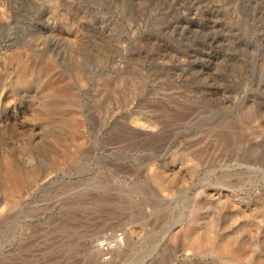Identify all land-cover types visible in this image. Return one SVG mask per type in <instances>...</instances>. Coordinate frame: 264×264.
Instances as JSON below:
<instances>
[{
	"label": "rangeland",
	"instance_id": "obj_1",
	"mask_svg": "<svg viewBox=\"0 0 264 264\" xmlns=\"http://www.w3.org/2000/svg\"><path fill=\"white\" fill-rule=\"evenodd\" d=\"M28 41L0 264H264V0H0V78Z\"/></svg>",
	"mask_w": 264,
	"mask_h": 264
},
{
	"label": "bare ground",
	"instance_id": "obj_2",
	"mask_svg": "<svg viewBox=\"0 0 264 264\" xmlns=\"http://www.w3.org/2000/svg\"><path fill=\"white\" fill-rule=\"evenodd\" d=\"M67 15V14H66ZM63 17H65V14L63 15ZM62 17V18H63ZM69 25H72L74 26L76 29H73L75 31H72V35L73 36H76L77 35V32H78V23L73 20V22H71ZM77 25V26H76ZM68 26V25H67ZM70 28V26H69ZM78 36V35H77ZM15 43L18 44V40L17 41H12V44ZM42 44V43H41ZM14 45V44H13ZM18 45H16L17 47ZM22 46L25 47V58H22V55H19L18 52L19 50L14 54V61H16V64L14 67L10 68L9 70L6 71V74L4 75V77L0 78V144L3 143L2 142V138H1V135H3V133L5 132H8L7 134H9V131L11 132L15 126L12 125L11 121L16 117L17 113H16V107L15 105L13 104L14 102V98L18 95V88L19 86L23 85V89H22V92H24V94H26V97L28 98L29 96L32 95V92L34 91V89L37 88V82H36V77L34 78L32 75V71L31 73L30 70L31 68L29 67L28 69V66L26 67V62L24 64V61L25 60H28L30 57H28V55H30L32 52H34L35 50V46L34 44L32 45L29 41L26 43V44H22ZM14 46V48H16ZM20 47V46H18ZM23 48V47H22ZM12 49V48H11ZM10 49V50H11ZM19 49V48H18ZM21 49V48H20ZM23 50V49H22ZM13 51V50H11ZM13 56V55H11ZM23 56V57H24ZM27 58V59H26ZM13 59V58H12ZM19 59V60H18ZM31 59V58H30ZM13 61V60H12ZM11 61V62H12ZM13 61V62H14ZM19 61V62H18ZM15 63V62H14ZM18 63V64H17ZM29 70V72H28ZM4 87H6V89H4ZM44 88V87H43ZM48 88V87H47ZM50 88V86H49ZM54 88V87H53ZM45 90L46 87L44 88ZM59 89V88H58ZM21 91V90H20ZM60 91V90H59ZM41 92V91H40ZM58 92V91H56ZM23 94V95H24ZM61 95V94H59ZM25 97V96H24ZM5 98V101H3ZM30 102V101H28ZM34 102V101H33ZM12 103V104H11ZM31 103V102H30ZM43 103V102H42ZM27 104V103H26ZM33 105V104H32ZM30 106V105H29ZM34 108V107H32ZM48 108V107H47ZM29 109V108H28ZM54 110V109H53ZM55 111V110H54ZM30 112V110H29ZM50 113V112H49ZM48 113V114H49ZM37 114V113H35ZM52 114V112H51ZM55 113H53L54 115ZM60 114V112H59ZM58 115V113H57ZM58 118V117H57ZM60 120V119H59ZM136 120V119H135ZM64 122V121H63ZM11 123V124H10ZM75 128V127H74ZM13 132V131H12ZM15 132V131H14ZM13 132V133H14ZM13 133H11L10 135H12ZM27 141V140H26ZM29 144L31 143L30 141H28ZM26 143L23 144V146L25 145ZM3 145V144H2ZM0 145V148L1 146ZM31 146V145H30ZM30 146L27 145L25 146V150H26V155H25V159L30 161L32 158H33V155L31 154V152L28 150L30 148ZM13 156V155H11ZM9 157V155L7 156H4V155H0V168H1V173H0V185L3 186V189L4 191H7L8 193H10L11 195L13 196H16L18 194V190L20 189V187H22V179H21V174L19 173L20 171L17 169L18 166H15L13 164V158L12 157ZM12 158V159H11ZM16 167V168H15ZM20 169V168H19ZM18 170V171H17ZM220 187V186H219ZM224 187V186H223ZM222 187V188H223ZM226 187H224L225 189ZM215 190L213 193H212V196L214 197H219V196H228L227 193L228 192H224L223 190ZM228 189V188H227ZM22 190V189H21ZM230 190V189H228ZM232 190V189H231ZM20 193V192H19ZM230 193V192H229ZM231 202V201H230ZM224 204V203H223ZM235 205V204H234ZM262 208V207H260ZM251 210V209H250ZM261 210V209H260ZM250 212V211H248ZM247 212V213H248ZM253 212V211H252ZM244 213V212H243ZM258 213V212H257ZM264 213V211H263ZM262 213V214H263ZM251 216V215H250ZM212 217V216H211ZM260 217V216H259ZM206 218V217H205ZM210 218V217H209ZM213 219V218H212ZM262 221V220H261ZM211 222V221H210ZM208 220L207 222L202 223L204 226L203 228H205V232H203L204 234L202 233H193V231L191 233L187 232L186 230V234H182V238H180L179 242L181 243L180 247L184 248L186 247L188 249L187 253H199L201 251V248L204 247V246H207L208 244H212L214 242V237H213V227H212V224L210 223ZM213 223V222H212ZM201 226V225H200ZM189 227V226H188ZM187 228V227H186ZM202 228V229H203ZM188 229V228H187ZM189 230V229H188ZM191 230V229H190ZM174 231V230H173ZM202 231V230H201ZM215 234V233H214ZM176 235V234H175ZM203 235V236H202ZM216 235V234H215ZM214 235V236H215ZM173 236H174V233H173ZM179 239V238H178ZM175 240V239H174ZM217 240V239H215ZM178 242V241H177ZM234 242V241H233ZM179 243V244H180ZM240 243H243V242H240ZM178 244V245H179ZM216 244V243H215ZM218 244V243H217ZM230 243H227V241L225 242V240H221V242H219V248L220 250L222 251H225L227 252L228 254L230 253L232 256H234L235 258L237 257H240V258H243V259H248L250 258V254L249 253L248 255L245 254V257L244 255L241 253L240 249H238V247L236 248H233L231 247L232 245ZM235 245V244H233ZM237 245V244H236ZM100 247V246H99ZM179 247V246H178ZM217 247V246H215ZM240 247V246H239ZM241 248V247H240ZM245 249V248H244ZM203 250V249H202ZM246 252V251H245ZM234 259V258H233ZM237 260V259H235ZM241 260V259H240ZM249 260V259H248ZM254 260V259H252ZM234 261V260H233ZM236 262V261H235ZM232 264V263H231ZM234 264V263H233ZM236 264V263H235ZM238 264V263H237ZM261 264V263H260Z\"/></svg>",
	"mask_w": 264,
	"mask_h": 264
}]
</instances>
